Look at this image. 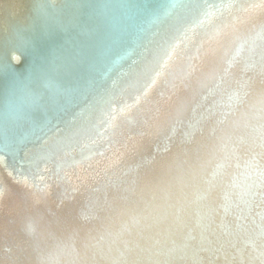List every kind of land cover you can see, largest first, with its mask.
I'll use <instances>...</instances> for the list:
<instances>
[{
	"label": "bare ground",
	"instance_id": "obj_1",
	"mask_svg": "<svg viewBox=\"0 0 264 264\" xmlns=\"http://www.w3.org/2000/svg\"><path fill=\"white\" fill-rule=\"evenodd\" d=\"M21 1L0 0V12ZM234 2L187 48L164 47L166 66L151 53L148 87L136 78L125 91L124 79L88 109L90 123L120 108L106 124L29 150L27 180L62 164L46 188L0 167V264H264V8Z\"/></svg>",
	"mask_w": 264,
	"mask_h": 264
},
{
	"label": "water",
	"instance_id": "obj_2",
	"mask_svg": "<svg viewBox=\"0 0 264 264\" xmlns=\"http://www.w3.org/2000/svg\"><path fill=\"white\" fill-rule=\"evenodd\" d=\"M227 4L228 0H22L11 11L0 12V167L19 180L17 184L26 185L18 172L30 166L29 150L43 145L46 150L50 135L61 142L75 135L59 138L65 127L79 130L89 123L88 109L110 99L124 79L131 82L125 91L135 89L136 78L145 82L140 89L148 87L150 73L143 65L149 55L157 50L158 65L166 66L164 47L187 48L194 40L190 35L204 33L239 7L236 2L231 8ZM205 11L212 15L205 17ZM178 35L183 40L169 43ZM109 108L96 120L93 114L90 123L104 125L120 110H113L112 104ZM92 133L96 138L103 131L88 135ZM86 141L87 136L68 153H81ZM51 165L50 175L42 170L40 178H28L35 191L47 187L42 182L45 172L53 180L62 164ZM11 252L4 250L7 258Z\"/></svg>",
	"mask_w": 264,
	"mask_h": 264
},
{
	"label": "snow or ice",
	"instance_id": "obj_3",
	"mask_svg": "<svg viewBox=\"0 0 264 264\" xmlns=\"http://www.w3.org/2000/svg\"><path fill=\"white\" fill-rule=\"evenodd\" d=\"M233 2H234V0H228L227 6L229 8H231L233 6ZM244 4H247V7H244L243 5H241L240 11L245 12V13L250 12L256 8H264V0H258V2H257V0H244ZM204 15H205V17H209L210 15H212V13L205 11ZM203 22L204 21H200V23H203ZM260 36H261V39H264V25L261 26ZM241 47H243V46H241ZM171 50L174 51V46H172ZM166 54L170 56L171 51H168ZM233 59H235V57H233ZM221 79H223V77ZM262 103H264V101H262ZM261 147L264 148V126H262V131H261ZM260 177H261L262 188H264V170H262L260 172ZM262 194H264V193H262ZM0 196H2V191H0ZM261 235L264 236V226H262ZM262 254H264V253H262Z\"/></svg>",
	"mask_w": 264,
	"mask_h": 264
}]
</instances>
